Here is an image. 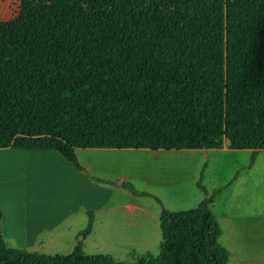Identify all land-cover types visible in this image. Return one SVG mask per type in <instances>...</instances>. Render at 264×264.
<instances>
[{
    "label": "trees",
    "instance_id": "1",
    "mask_svg": "<svg viewBox=\"0 0 264 264\" xmlns=\"http://www.w3.org/2000/svg\"><path fill=\"white\" fill-rule=\"evenodd\" d=\"M0 21V149L264 150V0H215L214 16ZM200 188L207 193L203 186ZM163 211L158 257L45 256L8 247L0 264H229L211 210Z\"/></svg>",
    "mask_w": 264,
    "mask_h": 264
},
{
    "label": "rangeland",
    "instance_id": "2",
    "mask_svg": "<svg viewBox=\"0 0 264 264\" xmlns=\"http://www.w3.org/2000/svg\"><path fill=\"white\" fill-rule=\"evenodd\" d=\"M181 1L135 0L137 15L140 18H176ZM188 2L192 18H213L215 0ZM125 15L118 0H0V21L124 18ZM0 154H3L0 157V191L21 199L24 206L27 201L25 191L20 194L18 190L25 184L20 167L26 160ZM252 155L251 150H114L93 153L81 149L77 158L84 170L89 169L83 176V171L70 163L69 172L63 168L57 172L47 170V163L39 160L33 164L36 175L30 202L28 207L24 206V211L28 209L29 216L42 218H21L25 227L26 219L29 220L28 232H33L25 234L20 241L18 237L4 236V227L14 235L13 218H2L0 214V237L12 249L45 256H69L80 248L86 256H107L121 263H134L149 255L156 258L164 242L160 227L163 211L180 213L197 208L206 194L200 188L203 186L212 194L220 191L213 209L215 215L219 214L231 185L240 174L254 166L250 167ZM258 156L257 153L255 163ZM76 184L87 187L86 197L96 193L95 205L100 207L92 211L76 209L48 231L49 225L43 223L46 219L43 217L50 215L51 207L78 206ZM67 198L72 201L65 202ZM217 219L225 232L220 237V244L228 247L233 255L229 264H238L235 255L240 256L242 251L240 242H247L255 248L256 242L264 241L260 228L249 224L237 228L233 239L229 236V223L224 218ZM34 220L37 225L31 228ZM234 224L237 226L239 222ZM22 244L28 245L27 248H22Z\"/></svg>",
    "mask_w": 264,
    "mask_h": 264
},
{
    "label": "crops",
    "instance_id": "3",
    "mask_svg": "<svg viewBox=\"0 0 264 264\" xmlns=\"http://www.w3.org/2000/svg\"><path fill=\"white\" fill-rule=\"evenodd\" d=\"M51 20H59V19H51ZM19 21V20H16ZM27 21V20H22ZM29 21H50V20H29ZM12 148H4L0 149V153H6L10 154L11 156L15 158H24L26 160L25 164L20 167L23 177L25 178V184H23L22 189L18 193L21 194L25 191V197L27 201L25 202V207H28V204L30 202L31 197V190L33 185V179L35 178L36 172L34 169V162H37L39 160L44 161L47 163V170L50 171H57L65 170L66 172H69V163L67 160L62 157L58 152V155L53 153L52 150H16ZM81 149L76 150V154L79 153ZM93 151V153H105L106 151H114V150H124V151H133V150H149V149H88ZM22 151V152H21ZM51 151V152H49ZM207 151H238V150H230L227 145H225L222 149L219 150H207ZM252 151V150H251ZM253 152V151H252ZM20 153V154H19ZM264 150L258 151V159L254 166L250 169H248L246 172L240 174L237 179L234 181L233 185L230 187L229 196L226 200V202L223 204L222 211L215 215L213 212V209L216 205V198L214 199L211 210L214 213L216 218H224L227 223H229V230L231 232V235H229L231 238H235V231L236 229H241V226H248L252 225L254 228H260L261 232L263 233L264 238ZM0 157H3V154H0ZM79 161V160H78ZM71 164V163H70ZM80 164V163H79ZM74 166V165H73ZM81 166V164H80ZM75 167V166H74ZM76 168V167H75ZM81 170L83 171L81 174L87 175L89 169L84 170V168L81 166ZM77 169V168H76ZM63 171V172H65ZM1 174V172H0ZM95 178H93L92 181H94ZM84 181V180H83ZM86 186L76 184L74 189L75 193L78 194V206L73 208L69 206H61V207H51L49 210V216L43 217L46 218L43 220V223L47 224V230L52 231L55 227L58 226L63 220V218H68L70 215H72L76 209H84V210H95L99 207H97L95 204L97 203V196L96 193H90L86 197ZM207 193L204 194V197L201 199L200 202L210 198L213 194L210 193L208 190H206ZM216 192V191H215ZM36 196V195H35ZM33 196V198H35ZM90 196V197H89ZM217 197V196H216ZM89 202H88V201ZM21 199H17L14 195L6 192L0 191V214L2 215V218H9L12 220L13 218V229H14V235L11 234V230H7L5 227L3 228L2 233L4 236H8L7 238H15L18 237L21 240H23V236L25 238V234L29 235L30 231L28 232V228H30L29 220L26 219V227L23 226L21 218H42L37 217L36 215L29 216V210L27 209L24 211V206L20 202ZM72 201L70 198H67L65 202ZM60 204V202H59ZM88 208V209H87ZM132 209H134L133 206H131ZM218 221V219H217ZM234 222H239L237 226H235ZM18 223V224H17ZM41 223V224H43ZM15 225L18 226V228L15 227ZM36 220L32 222V227H35ZM25 228V229H24ZM223 230V229H222ZM24 233V235H23ZM36 233V232H35ZM225 234V232H223ZM222 233V235H223ZM261 238V239H263ZM264 240V239H263ZM22 248H27L28 245L22 244ZM239 247L242 251H240V256H236V260H238V264H253L257 262H264V241L256 242L255 248H253L249 243L240 242ZM230 252V260L231 251L228 247H225ZM255 250V251H254Z\"/></svg>",
    "mask_w": 264,
    "mask_h": 264
}]
</instances>
